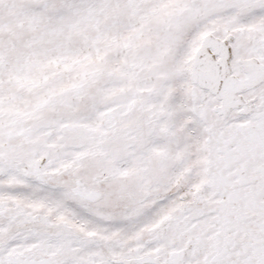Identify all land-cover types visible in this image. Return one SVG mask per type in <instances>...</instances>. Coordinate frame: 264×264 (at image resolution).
<instances>
[{
  "label": "rangeland",
  "instance_id": "374dc122",
  "mask_svg": "<svg viewBox=\"0 0 264 264\" xmlns=\"http://www.w3.org/2000/svg\"><path fill=\"white\" fill-rule=\"evenodd\" d=\"M207 36L248 82L264 0H0V264H264V76L224 108Z\"/></svg>",
  "mask_w": 264,
  "mask_h": 264
},
{
  "label": "bare ground",
  "instance_id": "6f19581e",
  "mask_svg": "<svg viewBox=\"0 0 264 264\" xmlns=\"http://www.w3.org/2000/svg\"><path fill=\"white\" fill-rule=\"evenodd\" d=\"M214 54L218 55V59H216L217 57ZM229 56L230 49L225 41L219 42L207 36L202 41L201 48L196 54L192 68L194 80L214 91L219 97L221 96L224 101V108L244 103L237 92L246 85L256 83L264 76V65L252 59L242 64L247 72L248 82L240 83L235 78H230L227 74ZM246 106L244 103V109L242 108L244 111L246 110ZM256 135L260 138L264 147V132ZM28 264L38 263L31 262Z\"/></svg>",
  "mask_w": 264,
  "mask_h": 264
}]
</instances>
